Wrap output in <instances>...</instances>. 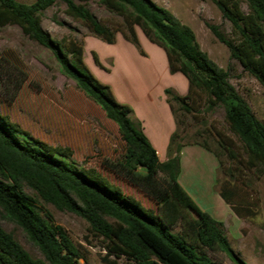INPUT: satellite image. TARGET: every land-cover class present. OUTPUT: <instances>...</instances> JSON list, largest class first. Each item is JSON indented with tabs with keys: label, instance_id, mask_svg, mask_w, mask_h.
I'll list each match as a JSON object with an SVG mask.
<instances>
[{
	"label": "trees",
	"instance_id": "16d2710c",
	"mask_svg": "<svg viewBox=\"0 0 264 264\" xmlns=\"http://www.w3.org/2000/svg\"><path fill=\"white\" fill-rule=\"evenodd\" d=\"M57 1L0 0V26L16 24L24 34L49 48L63 73L74 79L118 124L126 143L123 159L126 166L145 168L149 175L158 171L167 174L176 198L197 214L190 223L198 245L224 252L236 264H247L231 246L223 231V222L197 207L179 188L182 145L175 152L172 148L178 137L177 120L168 144L170 155L162 162L141 121L133 119V107L118 101L111 86L91 73L85 62L84 45L76 39L62 45L43 28L41 14ZM62 1L68 15L81 20L93 35L113 43L117 33H121L144 53L136 30L140 27L152 42L165 48L170 71L181 72L188 79V92L184 95L170 88L165 90L174 118L175 103L187 113L198 111L201 104L210 108L224 106L225 121L243 143L247 164L264 167V122L256 117L230 82V68L220 66L202 49L191 26L154 0H98L122 18L123 26L114 30L87 6L91 0ZM215 1L231 23V34L226 35L216 24L208 23V27L228 46L231 57L264 86V0H244L247 11L242 8L243 0ZM196 143L213 151L206 141ZM240 191L236 181L224 180L220 187V195L238 216L254 214L249 203H239ZM176 198L167 194L163 201L180 211ZM39 199L86 219L89 234L103 244L105 254L101 259L106 263L118 264L117 259L124 256L138 264H219L204 249L171 230L168 221L176 215L169 214V219H165L160 214H148L136 201L85 174L41 142L18 137L17 131L0 116V264H82L84 247L73 240L64 226L53 221L51 214L39 205ZM2 219L22 228L43 257H34L13 231L3 227Z\"/></svg>",
	"mask_w": 264,
	"mask_h": 264
},
{
	"label": "rangeland",
	"instance_id": "374dc122",
	"mask_svg": "<svg viewBox=\"0 0 264 264\" xmlns=\"http://www.w3.org/2000/svg\"><path fill=\"white\" fill-rule=\"evenodd\" d=\"M17 1L33 3L35 0ZM154 1L191 26L202 49L220 66L230 68V82L249 103L256 117L264 122V86L231 57L228 46L207 25L216 24L226 35L231 34V23L223 16L216 1ZM87 6L112 29L123 26L122 18L108 11L98 0L89 1ZM242 8L248 10L244 0ZM41 24L62 45L70 39L83 44L85 62L91 73L99 81L109 84L120 102L126 99L135 103L140 96H146L156 106L155 113L158 114L157 108L163 99V103L170 107L165 90L179 89L178 76L185 78L188 85L183 73L170 71L165 48L152 42L140 27L136 30L141 33L142 40H139L144 53L121 33H117L113 43L93 35L81 20L68 15L62 0L43 11ZM149 69H153V80L146 76ZM126 74L128 81L124 80ZM128 104L133 107V104ZM175 109L178 137L172 148L175 152L182 145L183 149L178 175L180 190L201 210L223 222V231L231 246L247 264H264V167H249L247 164L248 155L243 143L229 130L225 121L224 106L210 108L201 104L198 111L187 113L175 103ZM131 115L133 119L137 118L135 112ZM0 116L17 131L18 137L41 142L85 174L136 201L148 214H160L165 219L169 214L176 215L168 221L173 232L204 249L219 264H236L226 253L197 244L194 226L190 223L197 214L176 198L167 174L158 171L149 175L145 168L126 166L123 162L126 143L118 124L77 86L74 79L63 73L49 48L24 34L16 24L0 26ZM142 128L153 143L161 147L160 137H155L159 135L151 132L147 124L143 123ZM204 141L218 156L196 143ZM169 155L167 146L162 153V162ZM224 180L240 184L237 199L239 203H249L254 214L240 217L233 211L220 195ZM26 191L34 194L29 188ZM167 194L177 199L180 211L164 203L163 198ZM38 203L51 214L55 223L67 229L76 243L82 244V264H109L101 259L105 249L99 239L89 234L86 219L67 210L61 211L41 199ZM2 224L14 232L34 257H43L22 228L4 219ZM117 261L118 264H138L124 256Z\"/></svg>",
	"mask_w": 264,
	"mask_h": 264
},
{
	"label": "crops",
	"instance_id": "0c3cea01",
	"mask_svg": "<svg viewBox=\"0 0 264 264\" xmlns=\"http://www.w3.org/2000/svg\"><path fill=\"white\" fill-rule=\"evenodd\" d=\"M138 37L140 38V40H142L141 33H139V32H138ZM153 69L147 70L148 73L146 75V76L152 78V80L154 79L153 78V76H154ZM169 69H170V67H169ZM177 75H179V74L177 73ZM126 76H127V74L124 76V80L128 81L129 79ZM178 80L179 81L177 82V84L179 85V89L178 90L176 89L174 91L178 94L184 95L188 92V91H186V88H187V86L189 87V83L187 85L185 78L183 79V78H181V76H178ZM125 98H126V96H125ZM121 101L125 102L127 104L128 103L133 104L134 112L137 114L136 119L140 120L142 125H143V123L147 124V126L151 128L150 129V130H152L151 132H154V133L159 135V136H155V137H160L159 142H160L161 147H157L153 143V141L149 137L148 138L150 139L151 143L153 144V146L157 150L160 161H162V153L166 150V147L168 146L169 141H170V136L176 129V121L174 118V114L171 110V107H169L167 104L163 103V102H165L163 99L162 101H160V102H162V104L157 108L158 109L157 111L159 112L157 114V113H155L156 112V110H155L156 106L154 104H151L152 101H150L146 96H140V100L135 102V103L134 102L133 103L128 102V101H126V99H123ZM144 132H145V130H144ZM182 151H183V149H182Z\"/></svg>",
	"mask_w": 264,
	"mask_h": 264
}]
</instances>
